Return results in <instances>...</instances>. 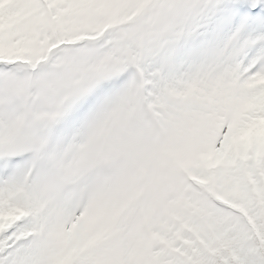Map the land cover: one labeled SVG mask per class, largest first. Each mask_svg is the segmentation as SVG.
<instances>
[{"label":"snow or ice","instance_id":"obj_1","mask_svg":"<svg viewBox=\"0 0 264 264\" xmlns=\"http://www.w3.org/2000/svg\"><path fill=\"white\" fill-rule=\"evenodd\" d=\"M0 264H264V0H0Z\"/></svg>","mask_w":264,"mask_h":264}]
</instances>
